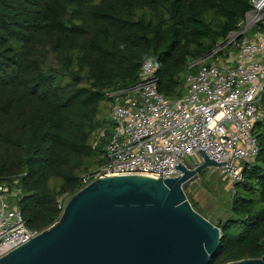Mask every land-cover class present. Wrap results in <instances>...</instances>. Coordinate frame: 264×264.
Segmentation results:
<instances>
[{
	"label": "trees",
	"instance_id": "1",
	"mask_svg": "<svg viewBox=\"0 0 264 264\" xmlns=\"http://www.w3.org/2000/svg\"><path fill=\"white\" fill-rule=\"evenodd\" d=\"M250 1L0 0V184L21 190L15 203L29 230L56 223L60 202L107 164V95L136 84L153 60L159 93L179 102L189 64L238 30ZM254 134L259 154L215 224L221 240L210 264L264 256V119Z\"/></svg>",
	"mask_w": 264,
	"mask_h": 264
},
{
	"label": "built area",
	"instance_id": "2",
	"mask_svg": "<svg viewBox=\"0 0 264 264\" xmlns=\"http://www.w3.org/2000/svg\"><path fill=\"white\" fill-rule=\"evenodd\" d=\"M249 5L233 40L189 64L179 102L159 93L153 60L142 64L136 84L107 95L113 127L108 161L84 177L83 187L107 177H181L179 166L195 170L203 164L201 152L233 187L244 181L259 154L254 128L264 119V32H254L264 25V0ZM222 51H228L226 59L218 56ZM105 134L101 129L93 148ZM20 195L0 184V259L39 234L25 225L15 203ZM67 200L60 202L62 210Z\"/></svg>",
	"mask_w": 264,
	"mask_h": 264
},
{
	"label": "water",
	"instance_id": "3",
	"mask_svg": "<svg viewBox=\"0 0 264 264\" xmlns=\"http://www.w3.org/2000/svg\"><path fill=\"white\" fill-rule=\"evenodd\" d=\"M181 177L95 179L68 198L59 220L0 259V264H210L221 231L185 190L207 168L206 153ZM229 264H264V256Z\"/></svg>",
	"mask_w": 264,
	"mask_h": 264
},
{
	"label": "rangeland",
	"instance_id": "4",
	"mask_svg": "<svg viewBox=\"0 0 264 264\" xmlns=\"http://www.w3.org/2000/svg\"><path fill=\"white\" fill-rule=\"evenodd\" d=\"M231 40H233V34L229 37V41ZM104 105L110 107V102H104ZM109 115L110 112L108 117ZM233 194V186L217 168L203 170L185 190L188 201L195 203L204 212L207 220L214 224L219 219L227 217Z\"/></svg>",
	"mask_w": 264,
	"mask_h": 264
}]
</instances>
